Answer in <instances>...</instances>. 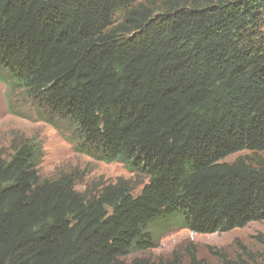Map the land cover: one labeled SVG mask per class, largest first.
Returning <instances> with one entry per match:
<instances>
[{"label":"trees","instance_id":"obj_1","mask_svg":"<svg viewBox=\"0 0 264 264\" xmlns=\"http://www.w3.org/2000/svg\"><path fill=\"white\" fill-rule=\"evenodd\" d=\"M0 72L79 152L148 178L75 189L43 147L0 154V264H264L238 244L127 261L164 232L264 224V0H0ZM244 154L227 162L232 155Z\"/></svg>","mask_w":264,"mask_h":264},{"label":"rangeland","instance_id":"obj_2","mask_svg":"<svg viewBox=\"0 0 264 264\" xmlns=\"http://www.w3.org/2000/svg\"><path fill=\"white\" fill-rule=\"evenodd\" d=\"M31 138L43 147L44 155L39 167L43 179H56L64 173L77 172L81 180L75 189L79 192L94 184H110L123 179L131 181L133 194H138L149 181L143 175L129 173L123 165L105 164L79 152L78 134L73 124L40 108L0 72V154L9 156L14 141L23 142ZM242 155H232L226 161H235ZM156 231L159 237L157 247L134 252L126 258L127 261L148 258L158 262L174 253L184 254L190 248L197 257L215 263L213 250H222L230 256L238 252V244L261 250L255 238L264 235V224L252 223L243 229L208 235L185 229L167 233L162 225L156 226Z\"/></svg>","mask_w":264,"mask_h":264}]
</instances>
